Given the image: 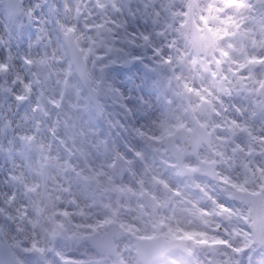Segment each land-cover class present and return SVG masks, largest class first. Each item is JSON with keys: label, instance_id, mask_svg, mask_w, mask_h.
I'll return each instance as SVG.
<instances>
[{"label": "rangeland", "instance_id": "1", "mask_svg": "<svg viewBox=\"0 0 264 264\" xmlns=\"http://www.w3.org/2000/svg\"><path fill=\"white\" fill-rule=\"evenodd\" d=\"M33 2L22 0L24 7ZM48 3L61 5L62 0ZM69 3L78 6L80 15L76 20V11L69 14L75 30L64 34L74 37L88 76L96 88L102 82L107 98L102 100L100 115L75 77L64 35L58 41L53 24L47 25L48 35L42 42L31 48L37 60L31 68L20 61L23 50L14 42L12 58L5 61L9 68L0 67V242L6 253L17 264L92 262L102 255L76 237L103 235L115 224L116 232L124 231L115 241L121 264H142L136 238L160 237L180 239L192 251L186 256L180 248L171 250L164 264L190 260L196 264H264V245L256 243L247 226V205L230 199L237 189L259 192V185L264 184V162L254 164L249 157L253 147L234 137L244 147L234 141L233 147L202 150L200 159L216 163L219 180L200 175L183 178L168 139L177 129L189 127L190 121L163 71L151 60L139 69L126 70L127 66L118 64L106 70L86 51L92 39L110 36L115 30L116 5L131 3L135 8L137 2ZM161 4L168 10L166 18L176 14L180 23L187 17V5L178 0H157V6ZM205 4L196 10L199 23L208 12ZM257 11L264 14V8ZM11 22L0 10V35ZM42 27L43 23L28 27L33 41L42 35L38 31ZM140 27L151 30L153 25ZM134 51L142 54L143 50ZM5 55L0 48V60ZM133 82L143 89H136L132 111L127 112L120 107L114 89L131 94ZM17 95L25 99L17 101ZM175 146L182 151L180 141ZM119 155L128 166L121 180L113 168ZM183 164L189 170L200 167L193 156ZM145 193L157 202L155 216L143 200ZM222 214L230 219L222 220ZM115 262L111 256L102 264Z\"/></svg>", "mask_w": 264, "mask_h": 264}, {"label": "flooded vegetation", "instance_id": "2", "mask_svg": "<svg viewBox=\"0 0 264 264\" xmlns=\"http://www.w3.org/2000/svg\"><path fill=\"white\" fill-rule=\"evenodd\" d=\"M101 1L103 6L107 4V0ZM202 2H206L208 12L199 23L196 10ZM178 3L188 8L196 3L194 31L184 29L189 16L180 23L176 14L169 19H175L186 36L195 32L206 38L198 42L189 40L187 45L182 40L178 49L171 52L173 63L170 66L154 62L152 54L145 53L143 61L138 62V69L139 65L145 66L144 62L151 60L150 63L163 71L165 82L176 89L190 126L181 127L175 133L185 130L187 138L191 139L188 145L197 147L196 154L181 155L183 163L193 156L200 166L196 171L204 172L205 163L217 169L214 161L200 159V151L213 152L216 146H232L234 141L244 147L234 137H241L253 147L249 156L251 162H264V88L260 86L264 82V63L261 62L264 58V14L257 11V8H264V0H178ZM165 52L167 55L168 50ZM134 65L135 61L128 68ZM154 65L149 67L154 68ZM98 87L102 88V82ZM178 141L184 148L183 141L177 138L175 142ZM235 148L236 153L238 149ZM209 179L218 181L219 177Z\"/></svg>", "mask_w": 264, "mask_h": 264}, {"label": "snow or ice", "instance_id": "3", "mask_svg": "<svg viewBox=\"0 0 264 264\" xmlns=\"http://www.w3.org/2000/svg\"><path fill=\"white\" fill-rule=\"evenodd\" d=\"M174 7L173 5V9ZM0 10L7 14L8 19L12 21L5 25L3 35H0V48L6 53L4 59L0 60V67L7 70L9 65L5 61L12 58L14 42L16 48L23 50L20 61L31 68L37 63V60L32 56L30 50L32 47L38 46L44 36L48 35L47 25H54L59 41V37L64 33L75 30L69 23V14L78 11V6L70 4L69 0H62L61 5L49 4L48 0H43V2L34 0L27 7L23 6L22 0L19 5L15 3V0H0ZM167 11L163 4L158 7L154 0H137L135 8L131 3H120L115 6L117 16L112 21L115 30L110 36L103 35L102 38L92 39L86 51L106 70L118 64L127 66L134 61L142 62L144 54L148 52L152 54L154 62L170 66L173 63L171 52L178 49L182 40L187 45L189 40L198 42L206 37L195 32L186 36L184 29L178 27L175 19L166 18ZM43 13L46 15L42 17ZM162 19L163 23H161ZM150 22L153 25L151 30L141 29V24L148 25ZM41 23L45 25L38 29L42 35L33 41L27 29L33 24L40 25ZM169 36L173 38L168 39ZM138 49H142L143 53L137 54L134 50ZM166 49L168 50L167 55ZM98 53L102 54L97 55ZM261 62L264 63V58H261ZM25 86L30 87L29 82L26 81ZM260 86L264 88V82ZM138 88L143 89L141 84L133 82L132 88L129 90L131 94L122 92L118 87L114 89L117 99L121 101L120 107L125 111H132L130 104L134 102ZM14 99L22 101L25 98L17 95ZM245 195L247 196V226L254 238L264 239V184L259 185V192L254 189L252 193ZM221 207L227 208L226 205H221ZM227 210L233 211L232 209Z\"/></svg>", "mask_w": 264, "mask_h": 264}, {"label": "water", "instance_id": "4", "mask_svg": "<svg viewBox=\"0 0 264 264\" xmlns=\"http://www.w3.org/2000/svg\"><path fill=\"white\" fill-rule=\"evenodd\" d=\"M15 3L19 5L21 2L20 0H15ZM195 8H196V3H193L189 8V22H188L187 27L190 28L191 31H194L195 29L194 28L195 23H194V17H193ZM65 39L68 44V47H69V50L72 56V61L76 68V71L78 72V75L82 79L86 89L91 94L95 105L97 106L99 110H101V103L99 101V97L101 96L102 98H105L106 95L102 91L96 92L92 89L90 80L87 75L86 63L84 62L81 56V52L73 36L68 35L65 37ZM174 155L178 156V151L176 149L174 150ZM180 161H179V167L183 175L194 174L192 172L189 173L182 166ZM206 169H208L206 174L215 176V174L212 173V170L215 169L214 166H207ZM114 172L116 176L118 177V179L120 180L123 179L127 173L126 162L121 157H118L117 164L114 167ZM240 194L242 196L241 201H246L247 200V196L245 195L246 193L240 192ZM247 194H250V193H247ZM144 199L148 207L152 211V213L156 214L157 204L154 198L150 196L149 194H145ZM223 218L225 220H229V217L226 215H223ZM115 229H116V225L111 224L110 231H108L103 236H101L100 234H96L95 236H85L83 238H77V240L80 243H83L86 241L90 242L93 245L94 249L97 250L99 254L105 255V258H102L100 260H95L89 263H82V264H101L105 260L110 259L111 255L116 259L115 264H120V261L118 260L117 250L115 248V238L119 240L124 235V233L122 231L116 232ZM254 239L256 240L258 244L264 245V239L260 237H255ZM136 241H137V250H138L139 257L144 264H152L156 261L162 260L167 252L177 247H180L184 251H187L186 245L182 244L180 240L165 241L163 237H160V238H156L153 240L136 238ZM187 253L190 254L188 251ZM0 261L2 264H17L6 253L1 242H0ZM67 264H75V263L69 262Z\"/></svg>", "mask_w": 264, "mask_h": 264}, {"label": "bare ground", "instance_id": "5", "mask_svg": "<svg viewBox=\"0 0 264 264\" xmlns=\"http://www.w3.org/2000/svg\"><path fill=\"white\" fill-rule=\"evenodd\" d=\"M5 24H6V23H5ZM35 33H36V31L34 32V34H35ZM101 132H102V131H101ZM101 132H100V133H101ZM44 253H47V254H48L49 252H48L47 250H44ZM173 258H174V259H179V258L176 257L175 255H173ZM175 262H176V261H175ZM162 264H164V262H162ZM165 264H167V263H165ZM188 264H196V263H194L193 260H191L190 263H188Z\"/></svg>", "mask_w": 264, "mask_h": 264}]
</instances>
